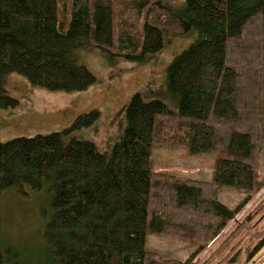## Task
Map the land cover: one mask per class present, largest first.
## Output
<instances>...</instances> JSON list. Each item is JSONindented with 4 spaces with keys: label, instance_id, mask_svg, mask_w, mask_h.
I'll list each match as a JSON object with an SVG mask.
<instances>
[{
    "label": "trees",
    "instance_id": "trees-1",
    "mask_svg": "<svg viewBox=\"0 0 264 264\" xmlns=\"http://www.w3.org/2000/svg\"><path fill=\"white\" fill-rule=\"evenodd\" d=\"M190 33L165 74L177 110L133 95L109 156L73 138L100 120L96 110L61 131L0 143V200L38 205L31 249L0 224V264H190L264 187V0H184L178 10L161 0H0V110L18 106L2 88L11 74L84 92L96 84L77 61L84 46L139 64ZM155 150L211 159V176L156 172ZM219 192L243 199L230 209ZM262 207L264 197L244 221ZM150 237L196 249L185 262L164 258ZM262 247L264 237L248 258Z\"/></svg>",
    "mask_w": 264,
    "mask_h": 264
},
{
    "label": "rangeland",
    "instance_id": "rangeland-1",
    "mask_svg": "<svg viewBox=\"0 0 264 264\" xmlns=\"http://www.w3.org/2000/svg\"><path fill=\"white\" fill-rule=\"evenodd\" d=\"M161 2L178 10L183 6L184 0ZM194 39V33L174 37L164 50L148 56L139 64L122 58H109L94 48L84 46L77 51V61L96 77V84L84 92H49L30 86L19 75L5 77L2 88L18 101V106L12 110H0V143L61 131L76 116L96 110L100 113V120L92 127L75 133L73 138L92 142L100 153L109 156L112 146L123 135L124 111L133 95H141L144 102L159 100L172 110H177V104L166 92V69ZM153 161L154 171L182 178L208 180L212 173L211 159L193 157L186 152L155 150ZM259 175L260 178L264 177V150L259 158ZM263 197L264 187L190 264H203L216 252V258L213 256L209 264H227L235 255L234 264H262L264 247L251 259L248 256L264 237V207L248 222L244 221V217L254 210L256 204L262 203ZM217 198L230 209H234L243 196L233 192H219ZM37 207L35 203L15 195L13 197L7 194L0 200V224L5 233L11 239H23L28 249H31V241L26 239L34 236L38 226L34 213ZM147 245L150 251L164 258H175L184 262L196 249L190 244L174 243L155 237H150Z\"/></svg>",
    "mask_w": 264,
    "mask_h": 264
}]
</instances>
